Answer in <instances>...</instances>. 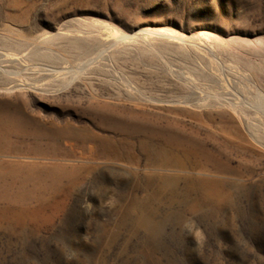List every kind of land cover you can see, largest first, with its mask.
Here are the masks:
<instances>
[{
	"label": "rangeland",
	"instance_id": "obj_1",
	"mask_svg": "<svg viewBox=\"0 0 264 264\" xmlns=\"http://www.w3.org/2000/svg\"><path fill=\"white\" fill-rule=\"evenodd\" d=\"M263 99L264 0H0V264H264Z\"/></svg>",
	"mask_w": 264,
	"mask_h": 264
},
{
	"label": "bare ground",
	"instance_id": "obj_2",
	"mask_svg": "<svg viewBox=\"0 0 264 264\" xmlns=\"http://www.w3.org/2000/svg\"><path fill=\"white\" fill-rule=\"evenodd\" d=\"M264 100V99H263ZM262 102V101H261ZM264 102V101H263Z\"/></svg>",
	"mask_w": 264,
	"mask_h": 264
}]
</instances>
